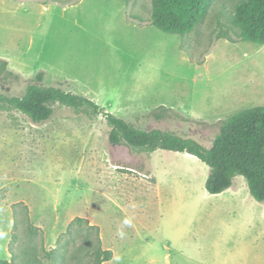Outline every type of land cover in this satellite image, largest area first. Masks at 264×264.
<instances>
[{"label":"rangeland","instance_id":"374dc122","mask_svg":"<svg viewBox=\"0 0 264 264\" xmlns=\"http://www.w3.org/2000/svg\"><path fill=\"white\" fill-rule=\"evenodd\" d=\"M238 1L182 36L152 24L151 0H0V95L61 87L210 148L222 120L264 105V45L240 38ZM103 113L0 108V260L264 264V203L243 176L210 194L198 157L111 144Z\"/></svg>","mask_w":264,"mask_h":264},{"label":"trees","instance_id":"16d2710c","mask_svg":"<svg viewBox=\"0 0 264 264\" xmlns=\"http://www.w3.org/2000/svg\"><path fill=\"white\" fill-rule=\"evenodd\" d=\"M214 1L151 0L152 24L168 34L186 35L207 19ZM230 18L240 30L242 40L264 45V0H239ZM7 66V61L2 60L1 70H6ZM37 79L43 81L44 73L40 72ZM56 106L70 107L90 116L105 110L85 95L39 83L29 85L21 96L0 95L1 109L20 111L36 123L50 119ZM169 111L170 108L162 106L151 114L160 119ZM103 114L110 127L108 140L111 144L151 153L168 150L192 154L210 168L206 181L210 194L222 193L233 185L236 176H243L251 196L264 203V105L245 109L222 120L210 148L170 131L139 128L108 111ZM110 257L111 253L106 259ZM0 264L17 263L0 260Z\"/></svg>","mask_w":264,"mask_h":264}]
</instances>
